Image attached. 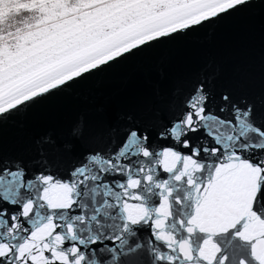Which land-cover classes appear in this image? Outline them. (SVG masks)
<instances>
[{"label": "snow or ice", "instance_id": "1", "mask_svg": "<svg viewBox=\"0 0 264 264\" xmlns=\"http://www.w3.org/2000/svg\"><path fill=\"white\" fill-rule=\"evenodd\" d=\"M264 0H0V133ZM159 95V94H158ZM0 147V264H264V70L206 66L91 129Z\"/></svg>", "mask_w": 264, "mask_h": 264}, {"label": "water", "instance_id": "2", "mask_svg": "<svg viewBox=\"0 0 264 264\" xmlns=\"http://www.w3.org/2000/svg\"><path fill=\"white\" fill-rule=\"evenodd\" d=\"M251 15L255 21L247 13L227 18L34 107L27 117L9 121L0 133V147L28 157L38 137L65 135L80 119L91 129L117 122L124 111L163 98L209 65L217 68L220 82L237 75L258 82L264 70V28L259 12Z\"/></svg>", "mask_w": 264, "mask_h": 264}]
</instances>
